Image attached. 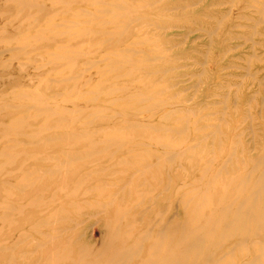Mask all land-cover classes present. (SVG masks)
Here are the masks:
<instances>
[{
    "label": "rangeland",
    "instance_id": "rangeland-1",
    "mask_svg": "<svg viewBox=\"0 0 264 264\" xmlns=\"http://www.w3.org/2000/svg\"><path fill=\"white\" fill-rule=\"evenodd\" d=\"M21 1L0 0L11 9L0 40L25 47L0 69V125L24 119L0 128V185L11 192L0 196V262L42 264L52 237L102 250L110 236L144 264L145 226L194 219L172 183L196 187L186 199L201 204L225 158L264 148V0ZM234 254L232 264L252 257Z\"/></svg>",
    "mask_w": 264,
    "mask_h": 264
},
{
    "label": "bare ground",
    "instance_id": "bare-ground-1",
    "mask_svg": "<svg viewBox=\"0 0 264 264\" xmlns=\"http://www.w3.org/2000/svg\"><path fill=\"white\" fill-rule=\"evenodd\" d=\"M7 1L10 0H4V2ZM24 1L25 0H23V2ZM23 2L21 1V3ZM3 4L4 3H1L4 8L8 9ZM30 4L32 6H36V2ZM10 12L11 9L0 10V23L2 20L0 33L4 32L2 28H4L5 24L9 22L8 17L11 19V15H9ZM6 16L8 20L5 22L3 19H5ZM34 17L35 15H33L31 20L35 21L36 19ZM50 21L51 26L54 27V23L52 20ZM50 21L46 19V23ZM68 21L70 22V20ZM51 26L42 30L39 37L42 39L46 38L44 37V32L46 30L52 33L50 30ZM53 35L56 37L60 34L58 35L54 32ZM7 38L4 39L5 42H3V39L0 40V69L10 65L9 61L4 59V55L6 53L11 54V51L21 53V48L25 49L24 45L19 46L20 48H11V39L8 38V40H10L7 41ZM42 66L43 65H40V67ZM63 94H65V92ZM27 108L28 107L25 109ZM6 110L7 108L4 106L2 108L0 107V112ZM44 112H46V110H44ZM261 118L262 127L264 128L263 111L261 113ZM23 121L24 119L20 118L18 119L16 125L11 124V126H6L5 124H1L0 128L4 127L5 130L9 131V128L15 127ZM119 140H121V143L123 144V139L107 141L114 144ZM3 154L4 153H0V156ZM174 157V153L167 155L169 160ZM233 158L234 156L225 158L218 166L220 169L209 174V178L207 179L209 182H207L206 188L202 189V192H204L202 193V201L204 203L202 202L201 204L197 203L194 206H189L190 201L186 199V197L189 196L188 193L196 187L187 189L185 186L180 184L178 186H173V179L172 177L169 178L168 183H172L171 187L174 191L182 193L181 196L183 199L181 200V206L184 207L185 213L193 215L194 219L189 221L187 225L183 224L181 226H171V224L169 225L164 223L159 224V226H145L146 229L140 232V240L151 239L153 241V245L151 246L153 254L151 252L147 253V251L142 252L145 254L144 264H232L230 263L232 260L227 258V256H233L235 255V252H244L252 255V257L246 258L242 264H263L264 148H262L255 156H244L242 158L240 157L238 160H234ZM137 159L139 158L137 157ZM208 163H210V161ZM11 173L12 172H10V174H6L11 175ZM32 173H34V175H39V171L37 170L32 171ZM41 174L46 175L44 171L41 172ZM225 175L227 177H225ZM220 176H223V179H221L220 184L213 189L214 186H212V183H215V180L220 178ZM45 189L46 188L40 190L44 192ZM162 190L169 193H172L173 191L167 187H162ZM0 196L2 199H6V201H10L11 192L8 189L1 190L0 185ZM158 196L159 194H156L154 198L150 199V205H154L155 207L156 204L161 201V197ZM37 201L38 200H32L26 204L24 202H19L15 208V212L22 211L24 208H28L39 203ZM214 201L217 206L215 209H205V207H202L203 204L205 206V203L206 205H210L211 203L214 204ZM189 208L193 209L190 210ZM32 227L35 228L36 226ZM153 228H156L157 230L155 238L154 236H151V230ZM112 239L113 238L110 236H106V239L103 240L102 250H98L95 245H82L81 243L62 238L52 237L50 239H44L42 245L50 248L46 250H50L51 253L43 255L41 261L42 264H141L135 262L134 258V254L138 252L137 246L136 248H132V246H129L127 243L115 245V240L113 241ZM162 245L166 247L165 252L162 255L155 254ZM5 247L6 246L4 245H0V250ZM213 249H215V254H212L211 251H209ZM219 250H226V256H220V260H218L217 256V254H219L217 251ZM85 254L92 256L93 259L91 261H83ZM224 257H226L225 260ZM0 264H11V259L9 261H1Z\"/></svg>",
    "mask_w": 264,
    "mask_h": 264
}]
</instances>
